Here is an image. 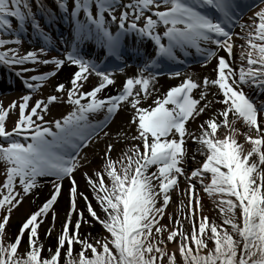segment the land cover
Segmentation results:
<instances>
[{"label":"snow or ice","instance_id":"1","mask_svg":"<svg viewBox=\"0 0 264 264\" xmlns=\"http://www.w3.org/2000/svg\"><path fill=\"white\" fill-rule=\"evenodd\" d=\"M55 3L59 15L44 0H0V65L21 77L29 90L19 103L0 106V162L5 166L0 182V264H264V0H73L70 9L68 0ZM251 9L256 10L245 21ZM41 16L50 28L67 24L69 36L54 42L41 25ZM237 25L240 32L233 31ZM233 35L244 41L236 67ZM25 37L38 39L39 46L22 50ZM145 41L151 42V49L143 47ZM54 45L66 50L49 56ZM88 45L102 49L109 60L123 61L129 52L139 58L136 73L126 76L115 94L98 95L114 84L113 72H123V67L98 62L85 51ZM189 49L203 64L215 57L214 78L187 74L155 95L151 104L142 103L157 92L163 69L169 77L181 76L173 65L183 63L180 54L189 55ZM220 49L226 56L216 55ZM26 63L32 67H22ZM65 64L76 69L70 86L57 83L56 94L30 103L32 90ZM38 65L53 67L37 72ZM25 72L34 74L22 76ZM91 74L98 82L83 90ZM206 93L222 107L189 129L187 122L213 103L206 100ZM57 94L65 97L71 110L45 120ZM122 102L132 109L128 123L134 125L132 139L137 143L118 159L111 157L108 144L101 167L92 175L83 173L94 206L85 192L77 190L73 172L81 167V149ZM10 110L17 111V119L7 127ZM97 113H103L102 118L96 119ZM238 121L246 131L241 133ZM188 160L194 166L186 171ZM46 176L52 178L50 194L23 219L16 235L5 240L12 209ZM179 177L186 181L187 205L180 201L175 218L168 213L173 225L169 229L161 218ZM65 178L70 183L68 209L54 248L43 255L38 228ZM200 190L216 201L222 223L201 214ZM77 199L84 201V210L76 207ZM51 217L46 236L55 230L54 210ZM184 220L190 229L183 228ZM92 222L107 235L91 241L82 238L81 225ZM24 237L27 242L21 249ZM74 244L79 245L75 255Z\"/></svg>","mask_w":264,"mask_h":264},{"label":"rangeland","instance_id":"2","mask_svg":"<svg viewBox=\"0 0 264 264\" xmlns=\"http://www.w3.org/2000/svg\"><path fill=\"white\" fill-rule=\"evenodd\" d=\"M212 65L213 66L216 65V62L213 63ZM17 67H21V66H19V65H13L12 66L13 69H15ZM22 67L30 68L31 66H28L27 64H25ZM37 72H39V71H37ZM25 73H28L31 75L34 74L32 72H25ZM203 77H204V75H199L200 79H202ZM54 83H56V82H51V80L44 81L40 87L35 89V92L32 95V99L30 100V103L34 102L35 99H38L40 97H47L50 94H56ZM83 90H87V88H84ZM22 95L23 94L15 93V94H13L12 97L19 98ZM57 95L59 96V99L57 102L52 103L49 106V109L44 116L45 120H51L53 118H59L60 116L66 114V112L71 110L72 105L70 103L63 102L65 100V97L60 96V94H57ZM9 101H10V99L6 100L3 103H0V106H7L9 104L8 103ZM17 103H19V100L17 101ZM201 103L204 104V101H201ZM129 107H130L129 105H126L124 107V109L122 110V112H125V113L121 114V117H119V118L117 117L114 120V122H113L114 124L109 129V131L107 133H105L104 137H100L99 140H96L93 143L92 148L88 149L87 151H85L83 153V155L81 156V167L74 170L76 172L78 171L79 176H80V172H83L81 170L85 166V164L90 163V162H96V160H99L100 155H104L106 146L108 144L112 145V150L110 152V155H111V157H113L112 155L115 154L118 150H120L126 146H129L130 144L137 143V141L132 139V136L135 135V132L133 131L134 125H130L128 123V120H129L130 115H131V113L127 112ZM221 107H222V105H218V104L212 105L211 104L208 108L205 109V111L203 113H200L194 119H190V121L187 123L188 128L191 129L193 126V123L197 122V124H198L201 120L208 117L213 112V110H216L217 108H221ZM16 119H17V111L10 110L9 115L6 118V126L12 127L14 125V121ZM188 144H189V142H188ZM185 165H186L185 170L188 171V161L185 162ZM4 167L5 166L3 165V163L0 162V182L3 181L4 176H5ZM184 179H185L184 177H179L178 178V184H182L183 183L182 180H184ZM75 180H76L78 191H83V192H85L86 195H88L91 192V188L89 185L85 186L84 188H81V186H79V183H77V179H75ZM199 187L200 186L197 184V188H199ZM173 189L175 190L176 188H173ZM171 190H170V192H171ZM61 192L59 193L58 198H57V201L60 200V202L57 204V201H56L53 205V207L56 205L55 210L53 208L50 209L49 214H46L44 216L43 221L39 225V228H38L40 240L43 239V237H45L47 241L53 242L51 245H48L46 248H44L43 255L48 254L47 249L50 248L49 246H52L53 244H55L54 242H55L56 235H57V234H54L53 236L52 235H47V236L45 235V230L48 228L49 224L52 223L51 211L54 210L56 213L55 225L58 224L59 229H60L62 221L64 219L65 212L67 211L68 191H63L62 193ZM35 193L36 192L33 190L29 194L25 195L22 202L16 208L12 209L9 222L6 225L5 240L9 239L10 237H14L16 235L18 228L20 227L23 219H25L26 216L28 214H30L32 211H35V205H33L31 203L32 202L31 200H33L34 197L36 196ZM201 193H202V191L200 190L199 194L202 195ZM63 198H64V201H66L65 204H64V201L61 200ZM38 202H40V201H38ZM202 203L203 202H202V199L200 197L201 209L203 208ZM186 205H187V203L185 200L184 206H186ZM184 206H182L183 208H180V212L182 214L185 211ZM76 207L81 209V210H84V201L77 199ZM168 211H169V208L166 207L165 212L168 213ZM0 215H2V210H0ZM85 216L87 217L86 211H85ZM165 217H167V215H165L164 217L161 218V223L169 226L170 223L168 222L167 218H165ZM208 217H209L210 221L212 219H215L217 221V223H222L217 209H216L215 213L211 214ZM88 219L91 220V217H88ZM92 224L93 225L98 224V226H99V234L97 237H95V239H100L104 235H107L106 231L103 229V227L99 223L92 222L90 225H92ZM85 225L86 224L81 225L80 231L85 230L87 228V226L85 227ZM41 227L43 228L42 231L40 230ZM183 228L185 230L190 229V223L188 220H184ZM26 242H27V238L24 237L22 239V242L20 245L21 249H24ZM171 244H172V242L168 243L169 250H170L169 245H171ZM73 248H74L73 255H75L76 252L78 251L79 245L74 244Z\"/></svg>","mask_w":264,"mask_h":264},{"label":"bare ground","instance_id":"3","mask_svg":"<svg viewBox=\"0 0 264 264\" xmlns=\"http://www.w3.org/2000/svg\"><path fill=\"white\" fill-rule=\"evenodd\" d=\"M44 3L49 6V1L47 0H44ZM49 8H51L55 13H56V7L54 5H51L49 6ZM36 11V10H34ZM40 18H43L44 21H45V18L44 17H40ZM43 21V23H44ZM42 23V24H43ZM238 32H240V28L238 29ZM238 36L236 35L234 38H233V54H234V57L237 58V55L240 51V47L238 44H241L242 41H238ZM54 49H57L53 47L50 48L49 50V53L48 55H58L57 54V51H54ZM53 50V51H52ZM100 50L101 49H93L92 45H88L85 49L86 52H90L92 53L95 57H98L99 53H100ZM47 58V57H45ZM215 69V68H214ZM212 71V78H214L215 76V71ZM75 66L73 65H68V64H65L63 65L61 68L57 69L56 71L59 72L58 75L56 77H53L51 82H56L54 83V85H56L57 83H60V82H63L65 84V88H68L70 85H69V80L71 78V74L75 71ZM14 74V72H12ZM13 80H14V76L11 77ZM98 77L95 75V74H91L88 76L87 80L84 82V85H83V89L84 88H88L93 86L95 83L98 82ZM21 81L22 78L21 77H18V81ZM14 81H11L10 85L14 87V84H13ZM180 82H173L172 84H169V83H166L164 84L163 86H159L158 89H157V92L153 93L152 96H155V95H162L163 93H165L167 91V89L171 86H174L176 84H178ZM161 85L163 84V82L160 83ZM109 88L111 87H108L107 89H103L101 91V93H99L98 95H106V93L109 92ZM112 90V88H111ZM215 88L212 89V92H215ZM152 96H149L147 101H143L142 103H145V104H151L152 101L154 100V98H152ZM211 97V100H215V97H213L212 95H210ZM168 107H171V105H167ZM120 114V113H119ZM121 117V115L119 116ZM238 126H240V122L238 121L237 122ZM197 126V122L193 123V126L191 129H194L196 128ZM240 131L241 133L246 131V129L243 127V126H240ZM189 146L191 147V142L189 141ZM128 146L118 150L115 154H113L112 158L113 159H118L120 154L127 148ZM103 158H104V155H100V158L99 160H96V162H90V163H87L85 164V166L82 168L81 171L83 172H80V176L78 175V172L74 173L73 175L75 176V178L78 180L77 183H79V186H81V188H84L85 186H87V181L85 179V176L83 175V173L87 172L89 175H92L93 171L100 168L101 165H102V162H103ZM199 158V157H197ZM189 163V166L190 168L194 166V162L189 160L188 161ZM151 170V169H150ZM43 183L37 185L38 188H35L34 191L36 192L35 193V197L33 200H31L32 204L35 205V210L44 202V200L48 197V195L50 194L51 192V180L52 178H48V177H43ZM83 181V182H82ZM183 182V183H182ZM182 184H178V188H176L175 190L173 189V191L170 192V201L168 203V205L166 206L167 208H169V211L168 213H172L173 215V218H175L176 216V211H177V206L180 204V201H185L186 200V203H187V197L185 196V190H186V181L185 179L182 180ZM70 187V183H69V180L68 179H64L62 181V187H61V190L60 192L62 191H68V188ZM202 191V190H201ZM61 192V193H62ZM202 195L199 194V196L201 197L202 199V206L203 208L200 209V212L201 214H206L207 216H210L211 214L215 213L216 212V201L212 198V197H209L206 193H204L202 191L201 193ZM89 196V200L93 203V205L95 206V200H94V197L91 195V192L88 194ZM62 201H64V198L61 199ZM40 201V202H38ZM69 203V198L67 200ZM60 202V200L57 201V204ZM66 203V201H64V204ZM55 207L56 205L53 207V209L55 210ZM183 208V207H181ZM68 209V207H67ZM218 211V209H217ZM168 213L165 212V215H168ZM167 218V217H165ZM182 219H183V216H182ZM168 220V219H167ZM168 222L170 223L168 228L170 229L173 225L172 223L168 220ZM87 226V228L85 230H81L80 231V235L81 237H87L90 241L95 239V237L98 236L99 234V226L98 224L97 225H88L86 224L85 227ZM41 231L43 230V228L41 227L40 229ZM58 230H59V225L56 224L55 225V230L53 231V233L51 234L52 236L54 234H57L58 233ZM56 240V239H55ZM40 242L43 244L44 248H46L48 245H51L53 242L51 241H47L45 237H43V239L40 240ZM55 243V242H54ZM175 241L172 242L171 245H169L170 249L173 248V245H174ZM55 244H53L52 246H49V247H52L54 248Z\"/></svg>","mask_w":264,"mask_h":264}]
</instances>
